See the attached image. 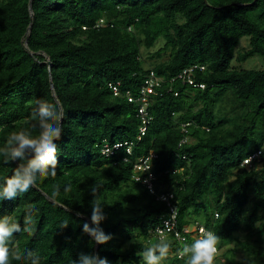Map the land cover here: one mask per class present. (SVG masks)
<instances>
[{"label": "trees", "instance_id": "obj_1", "mask_svg": "<svg viewBox=\"0 0 264 264\" xmlns=\"http://www.w3.org/2000/svg\"><path fill=\"white\" fill-rule=\"evenodd\" d=\"M30 2L0 0V148L14 131L38 134L40 100L63 113V135L56 177L0 200V218L22 229L10 249L32 251L40 264H72L81 252L108 264H143L137 253L159 242L156 229L170 213L132 179L134 162L154 152L157 194H173L180 228L199 223L215 233L218 252L234 244L214 264L228 256L236 264L237 251L248 264H264V160L242 167L264 149V0H32V10ZM243 38L249 45L240 49ZM160 39L156 55L169 51V58L148 68L142 49ZM251 59L259 66L244 67ZM194 66L195 84L177 78ZM152 73L151 121L138 140L136 100ZM117 82L115 97L109 84ZM185 124L191 140L179 147ZM117 141L136 142L129 163L125 152L102 154L104 143ZM18 163L0 156V187ZM94 184L106 217L100 227L112 237L104 245L82 231ZM165 239L171 247L161 264H186L177 254L183 246ZM10 264L29 262L10 257Z\"/></svg>", "mask_w": 264, "mask_h": 264}, {"label": "clouds", "instance_id": "obj_2", "mask_svg": "<svg viewBox=\"0 0 264 264\" xmlns=\"http://www.w3.org/2000/svg\"><path fill=\"white\" fill-rule=\"evenodd\" d=\"M104 23L100 20L99 23ZM85 29V28H84ZM34 115L38 117V134L33 136L31 131L21 130L9 134L6 144L0 148V156H3L4 162L19 163L11 176L6 178L2 187H0V200H15L20 194L27 192L36 185L37 180L46 177H56L59 167L58 144L62 139L63 127L61 121L63 113L58 110V106L48 101H37V107ZM191 140V139H190ZM121 142V141H117ZM116 143V142H114ZM112 144V143H111ZM123 156V153H122ZM26 161V162H24ZM98 185H91L89 188L91 200L90 223H83L82 231L88 235L98 245L106 244L112 237L106 235L100 227L101 222L106 219L104 215V204L97 196ZM69 188L66 187L65 191ZM31 209L25 215V232H31ZM68 226L65 223L62 228ZM21 225L12 222L9 216L0 218V264H10V257L20 260L25 259L29 264H40V257L32 251L26 254L19 250L13 252L9 243L13 235L20 232ZM201 238L189 245L184 244L178 251L180 258H186V264H214L217 256V243L220 239L211 231L201 230ZM170 243L161 237L158 243L143 249L137 255L142 259L143 264H161L170 252ZM72 264H108L106 257H101L99 253L81 252Z\"/></svg>", "mask_w": 264, "mask_h": 264}, {"label": "built area", "instance_id": "obj_3", "mask_svg": "<svg viewBox=\"0 0 264 264\" xmlns=\"http://www.w3.org/2000/svg\"><path fill=\"white\" fill-rule=\"evenodd\" d=\"M102 25V22L100 26ZM197 69L196 66L188 68L184 70L177 78L182 82H188L190 84H195V79L193 77V72ZM152 79L149 81L148 86L143 87L140 92L139 98H137L136 103L139 105V117L142 121L143 126L140 128V136L138 140L141 139V136H145L147 132V124L150 123L151 118L148 117V95L155 94L154 87L157 86V80L154 78V74L152 73ZM120 82L111 83L109 87L112 89L113 95L119 96L120 93ZM197 86L201 89H204V84H197ZM127 97L129 101L135 102V97L128 94ZM188 124L183 125V131L185 134V138L180 142L179 147L185 145L190 142V137L188 133ZM136 146L135 141H123V142H116L111 144L109 142L104 143L101 146L102 154L107 158H114L118 155L119 152H125V155L122 156L121 160L122 163H129V155L133 153V148ZM157 158V155L154 152H151L148 156L144 157L143 159L137 160L134 162L133 165V174L132 179L135 182L143 184L150 192V194H154L157 197V200H162L167 203V206L170 210L169 216L163 219L161 226L156 229V234L158 238L161 237L166 238L168 235H172L173 239L176 240L180 245L189 244L191 245L195 239L201 238L203 235L202 229L207 230L203 226H200L199 223H195L194 225L184 226L180 228L178 222V211L175 206L171 203V199L173 198V194L171 193H164V194H157L156 188V175L152 171L153 169V160ZM185 158V157H184ZM264 160V149H260L252 154H250L246 159L243 160L242 167H249L252 168L258 163ZM178 254V253H177ZM218 254V249H217ZM178 258L179 255H178ZM182 259V258H180ZM184 259V258H183Z\"/></svg>", "mask_w": 264, "mask_h": 264}, {"label": "rangeland", "instance_id": "obj_4", "mask_svg": "<svg viewBox=\"0 0 264 264\" xmlns=\"http://www.w3.org/2000/svg\"><path fill=\"white\" fill-rule=\"evenodd\" d=\"M165 40L160 39L158 41V43L155 45V47L149 49V50H145L144 48L142 49V58L146 64V67L148 68H152L154 64L162 62L164 60H167L169 58V51H166V53L162 54V57H158L156 55L157 51L159 49H161L164 46ZM249 45V40L247 38H243L240 42V49H244L247 48ZM255 59H251L249 60L247 63L244 64V67L246 68H252V66H256L258 67V61L256 60L255 62H253ZM252 63H254L252 65ZM241 239L243 240L244 234H240ZM125 246H128V244L126 243ZM234 248V244L227 246L225 248H223L222 250H219L218 252V256H222L224 253L228 252L229 249ZM230 255V254H229ZM229 258H231L230 256H228V258H224L221 259L219 264H229ZM249 257L246 255L245 252L243 251H237L235 253L234 256V261L236 264H248Z\"/></svg>", "mask_w": 264, "mask_h": 264}, {"label": "water", "instance_id": "obj_5", "mask_svg": "<svg viewBox=\"0 0 264 264\" xmlns=\"http://www.w3.org/2000/svg\"><path fill=\"white\" fill-rule=\"evenodd\" d=\"M30 10H32V0L30 2ZM49 65L51 66V63L49 62Z\"/></svg>", "mask_w": 264, "mask_h": 264}]
</instances>
